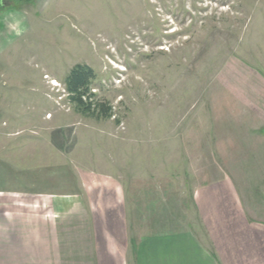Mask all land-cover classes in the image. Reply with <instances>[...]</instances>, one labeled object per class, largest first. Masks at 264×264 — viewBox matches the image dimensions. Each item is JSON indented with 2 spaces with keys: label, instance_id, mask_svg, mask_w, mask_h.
I'll use <instances>...</instances> for the list:
<instances>
[{
  "label": "rangeland",
  "instance_id": "obj_1",
  "mask_svg": "<svg viewBox=\"0 0 264 264\" xmlns=\"http://www.w3.org/2000/svg\"><path fill=\"white\" fill-rule=\"evenodd\" d=\"M10 12L0 190L21 228L59 264H135L173 235L264 264V0H13L0 27ZM76 65L114 117L74 110Z\"/></svg>",
  "mask_w": 264,
  "mask_h": 264
},
{
  "label": "crops",
  "instance_id": "obj_2",
  "mask_svg": "<svg viewBox=\"0 0 264 264\" xmlns=\"http://www.w3.org/2000/svg\"><path fill=\"white\" fill-rule=\"evenodd\" d=\"M4 1L7 6H4ZM12 4L13 0H0L2 9ZM13 20H18L15 13L10 12L9 16L4 17V22L9 24L3 23L0 27V49L11 42L7 41L9 37L16 36L12 31L14 27L10 28L11 23H15ZM18 201L13 195L0 190V264H59L38 235L19 225V211H14L19 208ZM134 260L135 264H224L219 262L222 255L209 252L198 238L188 235L147 238L141 242ZM237 260V264H244L240 263L239 258Z\"/></svg>",
  "mask_w": 264,
  "mask_h": 264
},
{
  "label": "trees",
  "instance_id": "obj_3",
  "mask_svg": "<svg viewBox=\"0 0 264 264\" xmlns=\"http://www.w3.org/2000/svg\"><path fill=\"white\" fill-rule=\"evenodd\" d=\"M94 72L84 65H76L65 80L68 99L74 110L85 117L95 119L112 118L114 112L111 106H107L95 100L91 92V83Z\"/></svg>",
  "mask_w": 264,
  "mask_h": 264
}]
</instances>
